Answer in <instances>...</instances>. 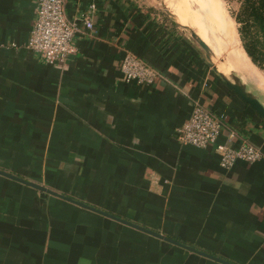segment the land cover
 I'll return each instance as SVG.
<instances>
[{"label":"crops","instance_id":"crops-1","mask_svg":"<svg viewBox=\"0 0 264 264\" xmlns=\"http://www.w3.org/2000/svg\"><path fill=\"white\" fill-rule=\"evenodd\" d=\"M91 2L66 0L68 17L83 27ZM97 5L94 31L77 34L61 66L28 46L37 0H0V169L233 264H264V119L157 0ZM212 49L264 103L246 52ZM126 50L160 71L157 83L124 81ZM195 99L224 123L220 141L233 130L263 157L224 169L213 147L182 144ZM69 230L76 246L59 250ZM48 245V264H76L83 248L82 264H225L0 174V264H47Z\"/></svg>","mask_w":264,"mask_h":264},{"label":"built area","instance_id":"built-area-1","mask_svg":"<svg viewBox=\"0 0 264 264\" xmlns=\"http://www.w3.org/2000/svg\"><path fill=\"white\" fill-rule=\"evenodd\" d=\"M97 0L80 15L83 27L66 13V0H37L36 19L31 30L28 46L49 64L68 65L77 52L75 37L81 31H94L92 13ZM121 73L127 83L153 85L161 77L160 71L146 63L139 55L126 50L121 63ZM224 123L200 100L193 101L191 115L178 130L182 144L200 148L213 147L220 157V166L230 169L237 162L254 163L263 157L260 147L245 139H239L233 130L228 132L227 141H220ZM239 139V140H238Z\"/></svg>","mask_w":264,"mask_h":264},{"label":"rangeland","instance_id":"rangeland-1","mask_svg":"<svg viewBox=\"0 0 264 264\" xmlns=\"http://www.w3.org/2000/svg\"><path fill=\"white\" fill-rule=\"evenodd\" d=\"M157 1L159 6V11L162 14H165L168 17H170V19L174 20V18L170 16L166 11V6L164 3L165 0H157ZM170 3L174 7L175 5L179 7L180 10L179 9L178 10L183 12L182 14L183 17L186 15L190 19L191 25L195 27L199 35L203 36L205 41L209 43V45L212 46L215 50H217V47H219L220 49H222V52L225 53L228 58H233V53H236L238 50L240 52L244 51V47L242 45V41L238 31L239 24L236 22L235 18L233 17V13H235L240 7V0H170ZM181 28L189 37H191V29L194 28L192 27L188 28L185 26ZM193 43L194 45H197L195 42ZM257 68L262 73H264V71H262L258 66ZM262 90L264 92V89ZM257 92L259 94H262L260 90H258ZM62 231H60L59 234L61 238H65L64 242L67 248H65V246L63 245L62 247L59 248V250L69 249L70 251L72 248H74L73 246L75 245L72 240L71 231L69 230L65 235H62ZM48 241L50 242V239H48ZM183 244L186 245V243ZM46 248H47L46 250L49 249V252L52 253V254L49 253L48 257L45 256V263L48 264L54 258V252H53L54 248H50L49 245ZM85 251L86 250L83 248L81 252L84 253L71 254L70 257L73 260V263L77 262L76 264H82L83 257H85L83 254L85 255L90 254L89 252H85ZM53 264H55L54 261Z\"/></svg>","mask_w":264,"mask_h":264},{"label":"water","instance_id":"water-1","mask_svg":"<svg viewBox=\"0 0 264 264\" xmlns=\"http://www.w3.org/2000/svg\"><path fill=\"white\" fill-rule=\"evenodd\" d=\"M166 11L167 13L172 16L175 20V22L183 27L184 25H181L174 17V15L170 12V10H168V8H166ZM185 27H188V28H191L189 26H185ZM190 39L195 42L198 47L201 49L202 51V54L204 55L205 57V60L207 62V64L212 67V69L217 72L221 78L240 96L242 97L247 103H249L257 112L258 114L264 119V103L261 101V99L259 98V96L251 89H249L248 87V84L245 82V80L243 78H251L249 76L246 75L243 76L240 72H237V71H232L230 73V75H225L223 72L219 71V69L217 68V66L215 65V63L213 62V56H214V51L212 49V47L198 34V32L194 29H191V37ZM243 45V44H242ZM246 51V50H245ZM257 81V80H256ZM0 174L3 175V176H6V177H9L11 179H14L18 182H21L23 184H26L28 186H31V187H34L38 190H40L41 192H43V194H50V195H54V196H57V197H60V198H63V199H66L74 204H77L81 207H84L86 209H89V210H92L94 212H97L99 214H102L106 217H109V218H112V219H115L119 222H122L124 224H127L131 227H134L136 229H139L143 232H147L157 238H160L162 240H165L167 242H170V243H173V244H176L178 246H181L185 249H188L190 251H193V252H196L198 254H201L203 256H206V257H209V258H212V259H215V260H218V261H221L225 264H233L229 261H226L218 256H215L213 254H210V253H207V252H204L202 250H199L198 248H194L190 245H185L183 244L181 241L177 240V239H174L172 237H169L163 233H160V232H157L155 230H152V229H149L147 227H144L142 225H139L137 223H134L132 221H129L127 219H124L122 217H119L115 214H112V213H109L107 211H104V210H101L95 206H92L90 204H87L81 200H78V199H75V198H72L70 196H67V195H64V194H61L53 189H50L48 187H46L45 185H42L41 183H38V182H35V181H31L29 179H25L23 177H20L18 175H15V174H12V173H9L5 170H2L0 169Z\"/></svg>","mask_w":264,"mask_h":264},{"label":"trees","instance_id":"trees-1","mask_svg":"<svg viewBox=\"0 0 264 264\" xmlns=\"http://www.w3.org/2000/svg\"><path fill=\"white\" fill-rule=\"evenodd\" d=\"M233 17L239 24L238 31L244 51L264 71V0H240V7L233 13ZM132 233H135L134 229L127 234L129 245L135 244V235ZM166 235L189 244L180 238ZM150 247H154L156 252L154 245L151 244Z\"/></svg>","mask_w":264,"mask_h":264},{"label":"bare ground","instance_id":"bare-ground-1","mask_svg":"<svg viewBox=\"0 0 264 264\" xmlns=\"http://www.w3.org/2000/svg\"><path fill=\"white\" fill-rule=\"evenodd\" d=\"M165 6H166V8H168V10H170V12L174 15V17H175V19L181 24V25H184V26H189V27H192V28H194L195 29V27L193 26V25H191V23H190V19L185 15L184 17H186V18H184L183 17V12L182 11H179L180 9H179V7H177L176 5H175V7L173 6V5H171V3H170V0H165ZM163 4V3H162ZM179 9V10H178ZM186 14V13H185ZM196 30V29H195ZM197 31V30H196ZM198 32V31H197ZM199 34V33H198ZM213 62L215 63V65L217 66V68L219 69V71H221V72H223L225 75H230V73L232 72V71H237V69H235L234 67H232L231 66V64L228 62V61H226V60H224V61H222V64H223V67H224V69L225 70H223L221 67H219V62H221V61H219V58H217V57H215V56H213ZM254 63V62H253ZM238 72V71H237Z\"/></svg>","mask_w":264,"mask_h":264}]
</instances>
